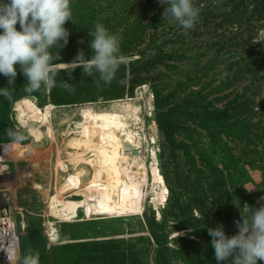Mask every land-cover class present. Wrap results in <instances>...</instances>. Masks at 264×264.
Here are the masks:
<instances>
[{"label":"rangeland","instance_id":"obj_1","mask_svg":"<svg viewBox=\"0 0 264 264\" xmlns=\"http://www.w3.org/2000/svg\"><path fill=\"white\" fill-rule=\"evenodd\" d=\"M193 4L199 17L185 34L171 16L162 18L160 0H71L68 43L51 49L61 57L53 63H71L80 50L90 58L88 32L100 22L127 58L109 84L69 68L57 72L51 90L28 93L17 65L12 99L0 95V216L16 226L18 264L29 250L39 264H217L208 228L232 236L235 221L249 216L245 204L264 205V0ZM7 86L0 75V88ZM108 110L139 115L131 120L138 151L149 169L158 161L165 205L152 184L146 214L122 195L91 192L84 179L60 190L72 174L64 158L57 175L44 122L65 148V130L109 122ZM17 127L25 135L19 143L7 135ZM47 211L61 222L52 242Z\"/></svg>","mask_w":264,"mask_h":264},{"label":"clouds","instance_id":"obj_2","mask_svg":"<svg viewBox=\"0 0 264 264\" xmlns=\"http://www.w3.org/2000/svg\"><path fill=\"white\" fill-rule=\"evenodd\" d=\"M166 4L162 18L171 16L183 29H192L199 17V9L193 0H160ZM72 21L71 0H0V75L8 80V86L0 88V95L11 100L9 86H14L18 72L26 78L25 91L32 93L40 89L51 90L56 86L59 70L81 68L84 75H98L99 80L109 84L115 78L121 64L127 58L120 53V42L116 35L96 22L89 48L91 57L80 50L71 63H53L60 60L51 49L59 44L67 45L69 30L65 24ZM19 25V29L17 28ZM63 41V44H61ZM79 43H84L83 40ZM65 88H69L67 83ZM7 135L15 143L25 139L20 127L8 129ZM261 199H264L262 197ZM249 216L235 221L237 233L226 235L223 226L208 228L214 258L217 264H258L264 262V205L250 208ZM181 235V233H178ZM12 264V257H9ZM20 264H39V253L28 251Z\"/></svg>","mask_w":264,"mask_h":264},{"label":"bare ground","instance_id":"obj_3","mask_svg":"<svg viewBox=\"0 0 264 264\" xmlns=\"http://www.w3.org/2000/svg\"><path fill=\"white\" fill-rule=\"evenodd\" d=\"M31 107L36 108L35 105H31ZM17 110L20 117H22L21 107H18ZM106 115L109 122L98 125L80 122L70 130H65V148L57 140L53 123L51 121L44 122L43 125L49 126L51 131L50 136L54 144L53 151L56 157L55 170L57 175L59 173V163L64 158L67 167L71 170L70 174H72V179H67L65 184L61 185L60 190L67 192L72 187L78 186L77 181L79 179H84L86 182H82L83 184L80 185L88 186L90 184L91 192L100 190L104 195L110 193L122 195L130 207L139 208L140 211L137 212L139 214H146L147 203L155 195L159 204L165 205L167 189L156 176V172L159 170L158 161L156 163L151 162V168L149 169L145 166V159L138 151L141 142L135 135L139 131L133 128L131 120L139 119V115L133 111L121 110H108ZM151 184L152 197L145 192V188L149 189ZM45 196H48V192L45 193ZM55 207L61 210L63 208L62 201H56ZM10 219V236H0V246L3 247L6 243L7 248H10L11 253L17 259L20 238L12 217ZM45 219L46 240L48 242L56 241L61 233L58 225L61 222L51 219L48 211Z\"/></svg>","mask_w":264,"mask_h":264},{"label":"built area","instance_id":"obj_4","mask_svg":"<svg viewBox=\"0 0 264 264\" xmlns=\"http://www.w3.org/2000/svg\"><path fill=\"white\" fill-rule=\"evenodd\" d=\"M10 215L7 213H3L0 216V236H10L9 232V224H10ZM7 244L5 243L3 247L0 246V264H9V257H12V264H18L16 258L11 253L10 248H7Z\"/></svg>","mask_w":264,"mask_h":264}]
</instances>
